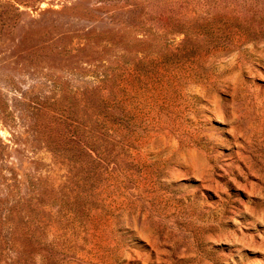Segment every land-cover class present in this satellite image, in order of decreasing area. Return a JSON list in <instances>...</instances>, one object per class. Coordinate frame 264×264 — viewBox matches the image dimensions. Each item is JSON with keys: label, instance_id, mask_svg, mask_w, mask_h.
<instances>
[{"label": "rangeland", "instance_id": "obj_1", "mask_svg": "<svg viewBox=\"0 0 264 264\" xmlns=\"http://www.w3.org/2000/svg\"><path fill=\"white\" fill-rule=\"evenodd\" d=\"M0 264H264V0H0Z\"/></svg>", "mask_w": 264, "mask_h": 264}]
</instances>
